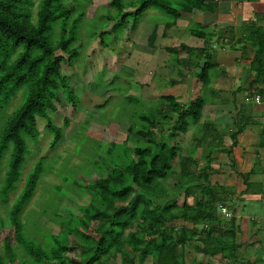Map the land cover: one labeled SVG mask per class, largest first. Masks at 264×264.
<instances>
[{
  "label": "trees",
  "instance_id": "obj_1",
  "mask_svg": "<svg viewBox=\"0 0 264 264\" xmlns=\"http://www.w3.org/2000/svg\"><path fill=\"white\" fill-rule=\"evenodd\" d=\"M72 3L65 0H0V117L20 91L23 96L0 125V165L9 153L0 188L5 201L22 179V170L31 155L29 142L40 137L39 118L47 120L46 128L53 134L51 144L56 146L63 135V127L70 124L68 116H64L63 126L57 125L52 117L58 113L61 93L74 105L80 101L63 71V64L73 66L79 56V50L73 44L78 40V25L83 14L75 17L77 4ZM179 3L181 10L189 15L195 9L213 12L216 5L205 0H181ZM173 4L142 0L138 6L132 5L136 9L131 13L125 12L130 6L125 0H110L109 5L117 14L109 12L107 19L118 20V24L108 32L122 27L129 13L134 15L133 28H136L151 6L161 8L177 19L179 8ZM174 23L175 20L165 25ZM248 31L244 38L237 37L233 29L192 28L191 34L203 39L202 46L182 42L169 50L173 54L187 50L188 57L184 61L178 57L177 62L184 63L202 86L208 87L212 73L221 68L218 52L222 49L213 44L217 42L227 49L238 39L253 51L248 84L238 89L247 92V96L260 94L264 98V27L253 24ZM100 36L103 38L104 34ZM155 37L154 28L149 37L151 43ZM205 104L202 93L185 102H180L173 94H164L149 112L142 113L140 119L145 128L137 129V133L145 143L132 147L122 145V157L111 151L112 158L98 163L108 172L82 186L91 192L89 203L80 207L79 214L72 220L62 222L59 233H48L47 244L28 236L21 219L43 171V160L39 158L25 177L23 188L11 207L10 226L24 256L14 250L13 240L8 236L4 239V253L9 261L12 264H108L119 256L120 264H142L146 257L153 256L156 264H213L210 260L187 262L182 249L187 242L197 239L200 244L196 249L201 254L209 257L219 254L226 263H235L239 246L235 241L236 216L226 218L219 210V205L230 207L226 201L227 191L224 185L216 182L214 185L224 191L219 196L217 190L206 186L204 181L216 172L212 165L213 153L231 154L238 144V135L247 125L253 124L252 121H258L257 110L254 105L250 108L242 105L243 113L239 111L235 129L229 133L232 139L229 146L224 144L225 131L209 121L203 123V136L196 137L197 148H206L201 157L197 148L190 154H181L177 140L190 126L200 122ZM249 110L253 111L252 116L245 115ZM262 119L259 117L260 121ZM132 131L134 127L130 126L129 132ZM201 158L206 161L203 166L200 165ZM176 160L177 171L174 170ZM172 173L176 174L177 182L173 187L164 188L162 183ZM240 175L250 187L248 177ZM178 190L185 191L182 205L176 201ZM197 190L199 193L206 190L209 198L201 196L193 204L188 202V197ZM57 215L61 219L64 217ZM179 221L181 223L177 224ZM135 223L138 229L125 234ZM257 261L247 259L241 264H256ZM0 264H7L2 253Z\"/></svg>",
  "mask_w": 264,
  "mask_h": 264
},
{
  "label": "rangeland",
  "instance_id": "obj_2",
  "mask_svg": "<svg viewBox=\"0 0 264 264\" xmlns=\"http://www.w3.org/2000/svg\"><path fill=\"white\" fill-rule=\"evenodd\" d=\"M72 1V5L77 4L74 16L83 14L78 25V40L73 44L78 48L79 56L73 66L63 64V71L80 101L74 105L61 93V100L57 102L58 113L52 117L57 125L63 126V118L68 116L70 124L68 127H63L60 142L52 146L53 134L46 128L47 120L39 118L38 126L41 134L37 141L29 142L31 155L28 156L22 170V179L7 201L0 190V253L7 264L12 263L4 253L5 237L9 236L13 240L14 250L24 256L21 247L14 240L10 213L23 188L25 177L39 158L43 160V171L32 199L21 213V219L28 236L47 244L48 233H59L62 229L61 223L72 220L79 214L80 207L89 203L91 192L83 189L82 186L108 172L98 163L112 158L111 151L117 157H122L120 147L122 145L127 144L132 147L145 143L137 133V129L145 128L140 115L149 112L164 94H173L180 102L193 99L200 93L205 96L206 104L200 122L190 126L186 134H182L177 140L181 154H190L194 148H197L196 137L203 136L204 122H217L225 131L224 142L230 141L229 133L235 129L234 122L239 111L243 113L242 105L247 103L249 108L253 105V102L245 101L247 92L238 89L239 86L248 84L246 78L248 71L243 68L242 72L235 71V73L231 69L235 61L237 64L241 63L242 67L248 64L247 61L233 59L241 50L228 47V54H225L227 49L219 47L223 51L218 52V60L224 66L212 73L208 87H203L202 82L187 69L184 63L177 62L178 57L183 61L188 57L190 53L187 50H182L179 54L170 52V47H176L182 42L198 47L204 44L203 39L191 34L192 28H202L194 19L201 23V17L198 12L195 17V12L189 15L181 10L179 6L181 0H161L178 6L177 19L163 12L161 8L151 6L144 12L136 28H133L134 15L131 14L136 7L132 5L138 6L142 0H125L130 5L125 12L131 13L127 16L124 25L113 33L108 31L118 24V20L107 19L109 12L113 15L117 14L116 9L109 5L110 0H65L70 3ZM202 17L203 22L209 18L207 14H202ZM174 20V24L165 25ZM154 28L156 37L151 43L149 37ZM101 33L104 34L103 38L100 36ZM224 69H228L233 75L226 76L227 71L224 74L220 71ZM22 97L20 91L11 100L1 114L0 125L20 104ZM256 110L260 111L261 108ZM230 116L234 119L232 123ZM130 126L134 127V131L129 132ZM205 149L197 148L199 157ZM8 157L9 153H6L0 165V188L6 174ZM205 162L204 158L200 159L201 166ZM178 168L179 164L176 160L174 170L177 171ZM68 178L70 180H67ZM217 179L222 180L220 174L212 173L210 179L204 182L206 186L215 188L218 195L222 196L223 189L214 185ZM177 180L176 174L172 173L162 186L173 187ZM218 183L225 186L224 181ZM205 191L199 193L197 190L188 197V202L193 204L201 196L208 199L209 195ZM184 198L185 191L178 190L176 201L179 205H182ZM235 198V195H226L230 207L224 206L231 212V216L222 211V205H219L220 213L226 218L232 217V208L240 215L244 211L246 215H253V218L250 216L249 218L244 216V220L241 216L236 218L235 241L239 243L236 251L238 260L230 264H241V261L247 259L259 260L256 264H264V228L262 229L264 217L261 218L263 212L258 208L253 211L255 202L249 200L246 206H243L241 199L236 201ZM58 213L64 216L63 219L57 215ZM180 223L181 221L177 224ZM137 229L135 223L125 231V234ZM73 239L74 237L71 236V240ZM199 244L196 239L187 242L183 247L182 254L188 263L210 260L213 264H229L219 254L211 257L201 254L196 249ZM116 259L108 264H120V257ZM142 264H156V258L148 256Z\"/></svg>",
  "mask_w": 264,
  "mask_h": 264
},
{
  "label": "crops",
  "instance_id": "obj_3",
  "mask_svg": "<svg viewBox=\"0 0 264 264\" xmlns=\"http://www.w3.org/2000/svg\"><path fill=\"white\" fill-rule=\"evenodd\" d=\"M206 2L213 1L216 5L214 11H202L200 9L194 10V16L198 12L200 22L198 23L196 18V23L202 28L208 30H215L216 27L227 28L229 31L234 30L237 37H246L248 29L251 25L257 24L264 27V0H205ZM202 14H207L208 20L203 22ZM242 33V34H241ZM236 42V43H235ZM216 43V42H215ZM218 44V43H217ZM238 44V45H237ZM235 48L239 51L238 56L233 59L238 61H247L248 64L242 67L241 63L237 64L234 62L232 64L234 67L231 69L233 72H242L243 68L247 72L249 68V63L253 56L252 48L245 44L239 43L238 39L233 40L229 48ZM225 50V49H224ZM228 50H225L228 54ZM223 51V50H222ZM221 67L224 64H220ZM223 74L227 71L226 76H232L228 69L220 70ZM236 73V72H235ZM243 77V75H241ZM248 78V75L246 76ZM239 80V79H238ZM261 96V101L259 103L253 102L257 110L258 121L254 118L253 124L246 126L245 130L237 137V146L233 147L231 154L225 153L223 151L214 152L213 167L215 168V174H220L221 179L224 181L225 189L227 190V195L234 196L235 200L238 199L242 202L243 206H246L247 202H255L253 206V211L255 212L258 208L261 212V218L264 217V146L262 145L264 141V98ZM248 107L247 103H244ZM252 112L245 113L246 116H252ZM256 115V114H255ZM262 117V121L259 120ZM234 122L232 116H230V123ZM218 125V123L216 122ZM226 124V123H225ZM256 124V125H255ZM222 127V126H219ZM262 141V142H261ZM232 142L227 141L224 144L229 146ZM215 162V164H214ZM246 175L248 177V182L251 183L250 187L245 184V178L240 175ZM222 180L217 179L216 182ZM237 192V194H236ZM241 194V197H239ZM228 197V196H227ZM231 211L236 218L240 216L243 220L246 218H253V215H246V213L240 215L236 213L235 209L231 208ZM253 213V212H252ZM245 216V218H244ZM260 227V226H259ZM264 226L262 227V229Z\"/></svg>",
  "mask_w": 264,
  "mask_h": 264
},
{
  "label": "built area",
  "instance_id": "obj_4",
  "mask_svg": "<svg viewBox=\"0 0 264 264\" xmlns=\"http://www.w3.org/2000/svg\"><path fill=\"white\" fill-rule=\"evenodd\" d=\"M213 47H220L217 42L213 44ZM222 49H225L224 47H221ZM246 100L248 102H256V103H259L261 101V95L260 94H255V95H251V96H247L246 97ZM222 208V211L225 213V214H229L231 216V212L229 210H227V207H221Z\"/></svg>",
  "mask_w": 264,
  "mask_h": 264
},
{
  "label": "clouds",
  "instance_id": "obj_5",
  "mask_svg": "<svg viewBox=\"0 0 264 264\" xmlns=\"http://www.w3.org/2000/svg\"><path fill=\"white\" fill-rule=\"evenodd\" d=\"M245 101H247V100H245Z\"/></svg>",
  "mask_w": 264,
  "mask_h": 264
}]
</instances>
